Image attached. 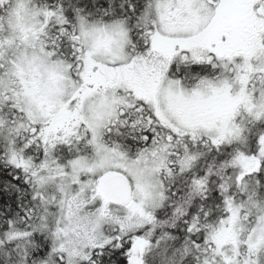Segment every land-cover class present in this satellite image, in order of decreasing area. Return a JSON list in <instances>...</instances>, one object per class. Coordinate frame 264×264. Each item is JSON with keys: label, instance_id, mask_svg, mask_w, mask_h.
<instances>
[{"label": "snow or ice", "instance_id": "6c2138e0", "mask_svg": "<svg viewBox=\"0 0 264 264\" xmlns=\"http://www.w3.org/2000/svg\"><path fill=\"white\" fill-rule=\"evenodd\" d=\"M0 264H264V0H0Z\"/></svg>", "mask_w": 264, "mask_h": 264}]
</instances>
